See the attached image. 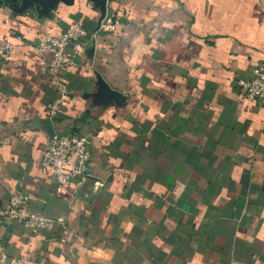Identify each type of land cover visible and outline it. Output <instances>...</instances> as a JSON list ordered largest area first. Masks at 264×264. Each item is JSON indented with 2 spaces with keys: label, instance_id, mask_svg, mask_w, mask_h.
<instances>
[{
  "label": "crops",
  "instance_id": "crops-1",
  "mask_svg": "<svg viewBox=\"0 0 264 264\" xmlns=\"http://www.w3.org/2000/svg\"><path fill=\"white\" fill-rule=\"evenodd\" d=\"M12 5L0 0V45L14 46L0 59V207L25 193L64 224L0 225V264H264V110L237 93L264 61V0H108L119 24L65 73L52 121L89 137V177L66 191L42 165L57 93L37 46L72 23L97 32L101 15L87 0Z\"/></svg>",
  "mask_w": 264,
  "mask_h": 264
},
{
  "label": "built area",
  "instance_id": "built-area-1",
  "mask_svg": "<svg viewBox=\"0 0 264 264\" xmlns=\"http://www.w3.org/2000/svg\"><path fill=\"white\" fill-rule=\"evenodd\" d=\"M93 6V5H92ZM119 24L117 17L106 14L100 21L97 32L90 31L81 23H72L58 36L47 35L37 50L52 54L48 74L56 87V98L48 105V118L57 121L63 110L64 101L70 90L65 80V73L76 65L80 54L97 37V33ZM14 46L10 43L0 45V59L8 61ZM237 93L241 100L258 103L264 110V61L254 71L250 79L237 81ZM91 148L88 136L69 135L57 132L44 150L42 165L51 170L58 187L66 191L75 182L89 177ZM30 196L14 193L8 207H0V225L18 224L32 233H54L64 221L47 217L31 209ZM6 249L0 244V259H6Z\"/></svg>",
  "mask_w": 264,
  "mask_h": 264
},
{
  "label": "water",
  "instance_id": "water-1",
  "mask_svg": "<svg viewBox=\"0 0 264 264\" xmlns=\"http://www.w3.org/2000/svg\"><path fill=\"white\" fill-rule=\"evenodd\" d=\"M15 2V5H12L15 9H19L20 12H26L30 9H36L41 11L42 14L48 15L53 11H57L61 3L63 4H71L74 0H10V2ZM92 3L93 7L100 12L101 20L105 18L107 14V3L108 0H87ZM103 94L105 99H109L112 95V91L103 85ZM117 98V94L115 93V97ZM50 124L49 132L51 134V138H53L57 134V130L53 126V122L48 119Z\"/></svg>",
  "mask_w": 264,
  "mask_h": 264
}]
</instances>
